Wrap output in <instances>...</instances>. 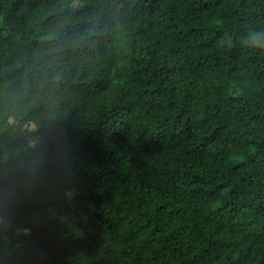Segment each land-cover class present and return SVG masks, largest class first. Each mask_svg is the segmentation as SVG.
Returning <instances> with one entry per match:
<instances>
[{
	"label": "trees",
	"instance_id": "trees-1",
	"mask_svg": "<svg viewBox=\"0 0 264 264\" xmlns=\"http://www.w3.org/2000/svg\"><path fill=\"white\" fill-rule=\"evenodd\" d=\"M259 27L264 0H0V264H264Z\"/></svg>",
	"mask_w": 264,
	"mask_h": 264
},
{
	"label": "clouds",
	"instance_id": "clouds-1",
	"mask_svg": "<svg viewBox=\"0 0 264 264\" xmlns=\"http://www.w3.org/2000/svg\"><path fill=\"white\" fill-rule=\"evenodd\" d=\"M241 46L253 51H264V27L252 28L239 40ZM233 38L231 36H225L221 41V45H231Z\"/></svg>",
	"mask_w": 264,
	"mask_h": 264
},
{
	"label": "rangeland",
	"instance_id": "rangeland-1",
	"mask_svg": "<svg viewBox=\"0 0 264 264\" xmlns=\"http://www.w3.org/2000/svg\"><path fill=\"white\" fill-rule=\"evenodd\" d=\"M31 127L33 128V127H34V125H32ZM33 141H34V140H32V142H33Z\"/></svg>",
	"mask_w": 264,
	"mask_h": 264
}]
</instances>
